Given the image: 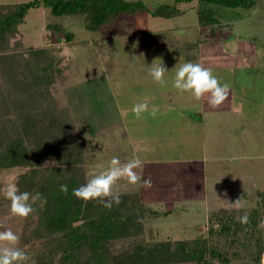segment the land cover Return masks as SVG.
<instances>
[{"label": "rangeland", "instance_id": "1", "mask_svg": "<svg viewBox=\"0 0 264 264\" xmlns=\"http://www.w3.org/2000/svg\"><path fill=\"white\" fill-rule=\"evenodd\" d=\"M29 1L0 0V5ZM134 1H142L149 11L143 15L122 18L115 25L96 30L87 29L81 16H57L44 6L32 9L19 25L18 37L11 43L13 47L10 46L13 49L7 52L11 58H3L1 62L0 80L6 92L0 89V98L6 94L14 107L9 108L11 106L5 101L1 103L0 112L14 110L18 114L19 103L13 101H22L21 95L26 91L21 67L13 63L15 53L23 52L30 46L54 45L63 48L61 55L69 65L66 72L68 84L59 91L57 97L62 105L72 111L79 137L86 144L88 141L92 144L91 147L89 145L90 155L93 154V148L101 154L91 156L85 165L87 180L100 174L99 167L105 169V148H108L109 127L113 123H119L121 131L125 123H129L130 134L136 138L154 136L157 127L162 125L164 140L168 139L167 133H171L170 139L175 148L173 154L176 152L181 157L187 155L183 150L190 146L194 149L203 147L199 137L200 125L208 120V135L218 134L221 140V144L211 143L210 150L221 152L225 157L224 161L215 163L219 164L217 167L208 162L210 174L215 168L219 172L218 179L209 178L208 186L209 189L211 185L222 187L225 182L226 191L223 192L221 188L217 190L218 197L221 195L222 198L216 200L218 197H215L207 203L208 207L204 205L202 182L197 180L196 184L201 189L195 188L196 196L187 200V208L174 209L170 213L167 211L168 215L153 218L145 224L148 241L193 239L200 234H208V215L221 205L230 206L231 197L234 201L241 199L239 206H231L251 209L259 205L260 193L264 191V0H258L256 5L248 8L206 4L204 7L209 10L213 8L216 16L238 26L234 24L231 29L226 28L220 38L221 31L214 32L210 26L199 25V5L196 2L180 4L184 12L165 19L154 17L151 12L172 0ZM49 24L55 25V28L51 26L50 29ZM56 26L73 31L74 38L67 42ZM166 30L179 44L150 46L145 50L138 42H134L136 35ZM188 41L193 44H183ZM244 42L254 47H244ZM193 54L197 58L191 59ZM154 60L156 64L162 61L168 70L164 77L166 86L156 83L149 75ZM188 62L200 63L211 69L221 84L229 85L228 99L218 108H210L206 101H197L191 93H180L172 86L178 67ZM145 101L150 109L153 106L158 108L156 117L145 113L141 119H136L131 109L135 104ZM45 108L43 103L37 107L41 112ZM189 116L195 117V122H198L195 123L196 128H186L191 123ZM0 122L5 130L1 133L17 131L18 122L12 124L5 117ZM149 122L156 126L148 125ZM47 164L53 165L54 161L50 159ZM22 171L14 168L0 175V194H5L7 185L16 184ZM9 201L4 204L7 212L0 210V232L11 229L20 236L24 218L10 213ZM212 209L215 210L209 214ZM17 247L22 250L27 248L20 242ZM231 264H264V258L261 263L239 260Z\"/></svg>", "mask_w": 264, "mask_h": 264}, {"label": "trees", "instance_id": "2", "mask_svg": "<svg viewBox=\"0 0 264 264\" xmlns=\"http://www.w3.org/2000/svg\"><path fill=\"white\" fill-rule=\"evenodd\" d=\"M257 1L172 0L151 13L158 18H174L184 12L180 4L196 2L200 25L210 26L216 32L219 20L213 8L204 7L206 4L248 8ZM40 6L48 7L57 16H81L90 30L149 11L142 1L134 0H31L1 4L0 66L3 58H11L7 52L13 49L10 46L18 37L19 25L32 9ZM51 26L55 28L48 25L50 29ZM58 29L67 42L74 38L73 31ZM134 42L145 50L150 46L179 44L169 30L136 35ZM62 51L61 46L49 45L30 46L15 53L13 63L21 67L26 91L21 95L22 101H13L19 103L18 114L14 110L0 112V121L5 117L12 124L18 122L17 131L12 133H1L5 130L0 122V175L14 168L22 169L16 180L19 190L32 195L40 193L46 198L42 207L39 200L35 201V211L24 218L19 241L27 246L24 251L29 260L24 264H231L238 260L260 263L264 255V191L260 193L259 205L251 209L229 206L213 211L206 235L156 241L146 238L145 224L168 212L149 208L139 194L120 193L121 203L113 204L111 209L95 200L85 202L72 195L73 189L87 182L85 165L91 155L89 143L79 137L72 111L57 97L69 80V65ZM2 84L0 80V89L6 92ZM5 101L11 106L12 101L5 94L0 98V111ZM42 103L46 106L43 114L37 109ZM13 107L12 104L9 108ZM50 159L53 165L47 164ZM61 185L68 186L67 194L60 191ZM7 201L5 194H0L3 212H7ZM245 215L248 223L241 224L240 218Z\"/></svg>", "mask_w": 264, "mask_h": 264}, {"label": "crops", "instance_id": "3", "mask_svg": "<svg viewBox=\"0 0 264 264\" xmlns=\"http://www.w3.org/2000/svg\"><path fill=\"white\" fill-rule=\"evenodd\" d=\"M217 18L219 20L217 31H221L219 32V38L221 37V33L223 32V30H225L226 28L231 29V26H233L234 24L236 25L235 27L238 28L236 23H230L227 20H223V17L220 16H217ZM239 39L241 40L242 37L240 36ZM243 45L244 47L250 45V49L254 47V45L248 44L247 42H244ZM194 119L195 117L193 116L188 117V120L191 123L187 124V129L197 127L195 123L198 122H195ZM153 122L155 123V121ZM208 123L209 121L207 120L205 124L202 123L200 125L201 132L199 134V137L202 139L203 147L194 149L191 148L192 146H190L188 147V149L183 150V153L185 151L187 155L184 154L181 157L177 155L178 153L176 152L173 154V149L175 150V148L173 140L170 139V137L172 138V134L167 133L168 139L164 140L165 138L162 135V125H159L157 127L158 129L156 130L154 136L150 135L146 137L141 136L136 138L133 135L131 136L130 134L131 125L128 126L129 123H125L123 131H121L122 126L119 123H113L109 127L110 139L108 140L107 144L108 148L105 145V152L107 153L104 162L105 169L101 167H99V169L101 172L106 170L110 164L111 159L114 156L119 157L122 164L131 160L134 156H138L143 161L142 177L144 179H151L152 186H133L127 184L126 181L121 180L118 181L114 186V192L139 194L142 201L149 208L160 211H168L170 213L174 209L177 210L180 208H187L185 206L187 200L194 199L196 196V194L194 193L195 188L201 189L199 188L200 185L196 184V181L199 180L202 182L201 190H203L202 196L204 205L208 207L207 203H210V200L213 201L215 197H218L217 190H219V188L223 189V192L226 191V187L223 184L225 182L222 183V187L220 185H211V189H209L208 186L209 178H219V174H217L219 173L218 168L217 171H215V168L213 173L210 174V165H208V162L209 164H215L216 162L225 160V157L221 154V152L216 153V151L211 152L210 150L211 143L213 145H216L217 143L221 144V140L218 134H211V136L208 135V130L206 129V125H209ZM153 124L152 122H149L148 125L156 126V124ZM118 137H120V139H118ZM87 143H89V145L91 144L89 141ZM91 151L93 153L91 154V156H101L98 150H94L93 148L91 149ZM194 153L196 154V156L198 155V157L202 158L200 159L196 157ZM217 166H219V164L216 165V167ZM189 193L190 196L188 195ZM220 198H222L221 195H219L216 200H220ZM235 202L236 201H234V198L231 197L229 203L230 206ZM228 206L224 204L219 206L218 209ZM215 209L210 210L209 214ZM209 216L210 215H208V218Z\"/></svg>", "mask_w": 264, "mask_h": 264}, {"label": "clouds", "instance_id": "4", "mask_svg": "<svg viewBox=\"0 0 264 264\" xmlns=\"http://www.w3.org/2000/svg\"><path fill=\"white\" fill-rule=\"evenodd\" d=\"M168 70L162 61L159 64L152 63L149 75L161 86H166L165 73ZM172 86L180 93L189 92L197 100H204L210 108H218L229 95V85L221 84L209 68H205L200 63H184L180 65L175 73ZM136 119H141L145 113L153 118L156 117L158 108L145 102L137 103L131 109ZM143 161L140 157L134 156L126 163H121L119 157H113L108 168L98 175L92 176L80 187L73 189L72 195L85 202L95 200L105 208L111 209L113 204L121 203L120 193L114 192V186L118 181L124 180L129 185L140 187H151V179L142 177ZM60 191L68 193V186L61 185ZM5 198L10 200V213L19 218H27L35 209L33 203L40 201L41 207L46 203L40 193L32 195L29 192H21L15 183L7 185ZM241 199L234 205L239 206ZM241 224L248 223L247 215L240 218ZM20 236L11 229L0 232V264H24L29 260L27 253L17 247Z\"/></svg>", "mask_w": 264, "mask_h": 264}]
</instances>
